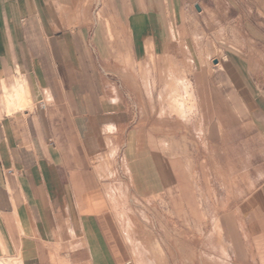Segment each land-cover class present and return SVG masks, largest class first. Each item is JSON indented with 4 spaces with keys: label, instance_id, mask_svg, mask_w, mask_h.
Here are the masks:
<instances>
[{
    "label": "crops",
    "instance_id": "1",
    "mask_svg": "<svg viewBox=\"0 0 264 264\" xmlns=\"http://www.w3.org/2000/svg\"><path fill=\"white\" fill-rule=\"evenodd\" d=\"M166 134L264 167V0H0V260L128 264L117 184L175 194Z\"/></svg>",
    "mask_w": 264,
    "mask_h": 264
},
{
    "label": "rangeland",
    "instance_id": "2",
    "mask_svg": "<svg viewBox=\"0 0 264 264\" xmlns=\"http://www.w3.org/2000/svg\"><path fill=\"white\" fill-rule=\"evenodd\" d=\"M181 99L176 112L188 117L192 109ZM161 137L179 159L175 194L139 200L117 184L128 264H264V215L252 197L264 167L237 166L216 145L204 150L198 136Z\"/></svg>",
    "mask_w": 264,
    "mask_h": 264
},
{
    "label": "bare ground",
    "instance_id": "3",
    "mask_svg": "<svg viewBox=\"0 0 264 264\" xmlns=\"http://www.w3.org/2000/svg\"><path fill=\"white\" fill-rule=\"evenodd\" d=\"M180 106V105H179ZM178 106V107H179ZM181 107V106H180ZM11 261V260H10ZM10 261H8V260H0V264H13L12 262H10Z\"/></svg>",
    "mask_w": 264,
    "mask_h": 264
}]
</instances>
